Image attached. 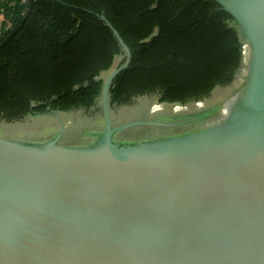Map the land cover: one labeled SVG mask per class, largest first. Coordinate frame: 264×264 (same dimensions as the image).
I'll return each mask as SVG.
<instances>
[{
  "label": "water",
  "instance_id": "1",
  "mask_svg": "<svg viewBox=\"0 0 264 264\" xmlns=\"http://www.w3.org/2000/svg\"><path fill=\"white\" fill-rule=\"evenodd\" d=\"M247 51L223 101L0 135V264H264V0H215ZM146 108V107H145ZM147 110V108H146ZM32 115V116H38Z\"/></svg>",
  "mask_w": 264,
  "mask_h": 264
},
{
  "label": "trees",
  "instance_id": "2",
  "mask_svg": "<svg viewBox=\"0 0 264 264\" xmlns=\"http://www.w3.org/2000/svg\"><path fill=\"white\" fill-rule=\"evenodd\" d=\"M98 14L132 54L112 82V108L142 96L205 101L243 66L241 37L215 0H0V120L102 111L101 74L125 51Z\"/></svg>",
  "mask_w": 264,
  "mask_h": 264
},
{
  "label": "rangeland",
  "instance_id": "3",
  "mask_svg": "<svg viewBox=\"0 0 264 264\" xmlns=\"http://www.w3.org/2000/svg\"><path fill=\"white\" fill-rule=\"evenodd\" d=\"M124 58L123 55H118L115 58L114 65L112 68L116 67L118 63ZM111 70V69H110ZM104 71L101 76L105 78L109 71ZM244 75V68H241L235 81L224 88L217 87L212 92L211 96L204 101L205 105L214 104L219 101L225 100L227 97L233 94L237 87L242 83ZM162 104L157 100L156 96H144L135 98L132 103L120 105L112 108L113 119L116 123L127 121L137 117L140 108L144 106L147 108V112L151 113V108L153 105ZM156 108V107H155ZM170 105H165L164 110H170ZM60 117L63 119L66 128H80V127H92L101 126L103 124L102 111L84 110L79 109L70 112H58ZM61 126L60 120L50 114H42L38 116H27L20 120L9 121L7 119L0 120V135L13 136V137H25V138H37L45 137Z\"/></svg>",
  "mask_w": 264,
  "mask_h": 264
},
{
  "label": "built area",
  "instance_id": "4",
  "mask_svg": "<svg viewBox=\"0 0 264 264\" xmlns=\"http://www.w3.org/2000/svg\"><path fill=\"white\" fill-rule=\"evenodd\" d=\"M242 48H243V55H244V60H245L247 45L242 44ZM244 60H243V62H244ZM160 103H162V104L153 105L151 109L152 110H164L165 105H170L171 109H179L180 110V109H191V108H194V107L199 106V105H205L204 100H197L194 103H191L193 107H190V103H187V104H182V103H178V102H174V103H170V104H166V102H160Z\"/></svg>",
  "mask_w": 264,
  "mask_h": 264
},
{
  "label": "flooded vegetation",
  "instance_id": "5",
  "mask_svg": "<svg viewBox=\"0 0 264 264\" xmlns=\"http://www.w3.org/2000/svg\"><path fill=\"white\" fill-rule=\"evenodd\" d=\"M142 97H144V96H142ZM166 104H170V103H166ZM190 107H193L191 103H190ZM146 111L147 110H146L145 106L143 108H140V111H139V114L137 115V118L147 117ZM74 128H75L74 130L80 129V128H76V126H74Z\"/></svg>",
  "mask_w": 264,
  "mask_h": 264
}]
</instances>
